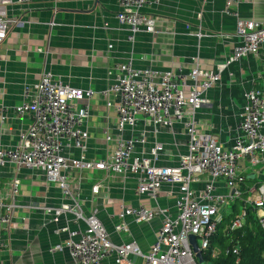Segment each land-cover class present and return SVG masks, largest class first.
I'll use <instances>...</instances> for the list:
<instances>
[{"label":"crops","instance_id":"1","mask_svg":"<svg viewBox=\"0 0 264 264\" xmlns=\"http://www.w3.org/2000/svg\"><path fill=\"white\" fill-rule=\"evenodd\" d=\"M222 8L223 0H160L144 9L154 19L153 32L142 31L132 42L127 39V27L114 17L118 10L116 0H38L12 8L10 16L16 18L17 24L0 44V109L6 108L5 118L0 121V146L16 144L19 134L31 124L28 114H18L14 108L23 100L24 87L49 70L64 83L94 91L86 123L85 156L109 158L115 146L118 98L105 93L111 82L107 70L129 60L135 67L158 72H176L180 68L186 73L195 63L202 69L216 70L236 43L234 18L224 15ZM236 11L241 18L264 22V0H240ZM252 88L264 92V44L256 54L229 65L220 81L207 91L208 102L198 113V131L213 135L223 148H230L239 133L246 104L243 94ZM132 132L144 134L147 143L138 147L144 151L154 141L163 144L157 165L176 164L186 150L181 125L172 130L157 126L155 131L139 115ZM130 133L127 130L124 135ZM64 153L78 152L65 148ZM237 166L246 175L239 188L241 200L236 201L238 210L244 200L258 197L256 190L264 184V164L252 165L244 158ZM67 173L79 193L83 212L95 210L115 243L132 239L145 252L162 219L158 215L148 222L136 223L131 216L119 217L122 208L160 207L175 213L176 187L163 186L154 202L149 196L136 193L133 175L74 169ZM14 175L19 179L16 202L20 206L8 226L0 222V264H72L68 250L62 246L65 233L58 229L61 223L29 208L36 204L59 205L60 189L48 183L40 170L22 167L15 174L14 167L7 164L0 167V190ZM207 180L203 173L193 187L199 191ZM95 183L100 185L96 194L91 192ZM215 185L218 193H227L223 181L218 180ZM252 188L254 192L250 191ZM231 206L220 209L217 219L231 213ZM118 223L126 224L128 230L116 231L114 226ZM56 244L63 248L51 251Z\"/></svg>","mask_w":264,"mask_h":264},{"label":"built area","instance_id":"2","mask_svg":"<svg viewBox=\"0 0 264 264\" xmlns=\"http://www.w3.org/2000/svg\"><path fill=\"white\" fill-rule=\"evenodd\" d=\"M34 1L38 0H0V44L17 24L16 18L10 16L11 9ZM116 2L118 10L114 17L120 25L127 27L128 40L132 42L142 31L153 32L154 19L144 9L160 0ZM239 3L240 0H223L222 13L235 21L236 43L217 64L216 70L202 69L195 63L186 73L180 68L176 72H158L135 67L130 60L107 70L111 82L105 93L118 98L115 146L107 159L85 156L86 123L94 94L91 88L73 87L55 78L49 70L41 72L36 82L24 87L23 100L14 111L28 114L31 124L19 134L16 144L0 146V167L10 164L15 174L22 167L40 170L48 183L60 189L62 202L59 205L36 204L29 208L39 210L56 224L61 223L58 229L65 233L62 246L68 250L72 264H199L192 251L190 235L196 238L204 264H211L210 261L219 254V249L211 246L217 216L220 209H229L241 200L239 188L246 180L237 162L248 158L252 165L264 164V92L260 89L244 92L246 104L238 125L239 133L230 148H223L213 135L198 131V113L208 102L207 91L220 81L221 73L229 65L256 54L259 46L264 44V22L239 17L236 11ZM196 34L200 36L199 32ZM5 115L6 108L0 109V121ZM139 115H143L155 131L157 126L170 130L175 125L182 126L186 150L178 156L176 164H156L163 150L160 142L154 141L146 151L138 148L147 143L144 134L132 132ZM127 130L131 132L129 136L124 135ZM65 148L78 153L65 154ZM71 169L133 175L136 193L149 196L154 202L163 186L176 187L175 213L160 207L122 208L119 217L131 216L136 223L148 222L158 215L162 219L154 241L145 252L132 239L115 243L95 210L88 214L83 212L79 193L67 173ZM203 173L207 174L208 180L197 191L193 182ZM218 180L224 182L227 193L216 191ZM18 186L19 179L14 175L0 190V222L5 226L20 206L16 202ZM99 186L93 184L91 192L96 194ZM256 191L258 197L244 200L232 216L227 225L229 230L241 228L252 211L259 226L264 228V184ZM114 229L128 230L124 223L116 224ZM62 246L56 244L51 251L60 250ZM230 247L225 253L231 251L237 255V246Z\"/></svg>","mask_w":264,"mask_h":264},{"label":"trees","instance_id":"3","mask_svg":"<svg viewBox=\"0 0 264 264\" xmlns=\"http://www.w3.org/2000/svg\"><path fill=\"white\" fill-rule=\"evenodd\" d=\"M236 203L232 204L231 213L217 221L211 246L217 247L219 254L210 262L211 264H264V228L259 226L255 215L249 214L241 228L229 230L227 227L237 211ZM230 246H237V255L231 251L225 253L226 248Z\"/></svg>","mask_w":264,"mask_h":264},{"label":"water","instance_id":"4","mask_svg":"<svg viewBox=\"0 0 264 264\" xmlns=\"http://www.w3.org/2000/svg\"><path fill=\"white\" fill-rule=\"evenodd\" d=\"M189 241H190L191 246H192V251L195 253V257L197 258V262L199 264H204V259H203L201 251L197 247V242H196L195 236L190 235ZM207 264H209V263H207Z\"/></svg>","mask_w":264,"mask_h":264},{"label":"rangeland","instance_id":"5","mask_svg":"<svg viewBox=\"0 0 264 264\" xmlns=\"http://www.w3.org/2000/svg\"><path fill=\"white\" fill-rule=\"evenodd\" d=\"M212 247H215V246H212Z\"/></svg>","mask_w":264,"mask_h":264}]
</instances>
